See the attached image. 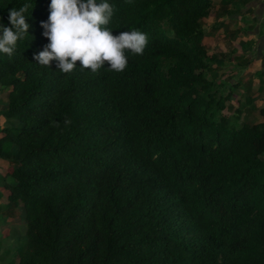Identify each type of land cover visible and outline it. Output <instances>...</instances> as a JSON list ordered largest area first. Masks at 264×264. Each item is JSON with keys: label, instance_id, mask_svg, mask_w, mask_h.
Masks as SVG:
<instances>
[{"label": "trees", "instance_id": "1", "mask_svg": "<svg viewBox=\"0 0 264 264\" xmlns=\"http://www.w3.org/2000/svg\"><path fill=\"white\" fill-rule=\"evenodd\" d=\"M108 2L113 35H148L143 55L120 73L77 62L65 74L34 59L50 0H0L7 27L11 8L31 5L29 35L0 53V216L21 206L25 220L0 260L264 264V105L247 107L256 122L229 116L241 82L223 80L232 55L204 42L212 0Z\"/></svg>", "mask_w": 264, "mask_h": 264}, {"label": "clouds", "instance_id": "2", "mask_svg": "<svg viewBox=\"0 0 264 264\" xmlns=\"http://www.w3.org/2000/svg\"><path fill=\"white\" fill-rule=\"evenodd\" d=\"M130 2V0H129ZM31 5L10 9V27L0 25V53L11 57L17 50L18 41L28 34L29 24L26 13ZM47 22H42L43 35L49 43L34 59L44 67L56 68L61 73L81 71L99 72L104 68L109 72L120 73L128 66V54L143 55L148 45V35L138 29L122 31L113 35L112 23L116 7L108 0H50ZM107 62V67L105 66ZM64 124L71 120L65 118ZM59 126V122H54Z\"/></svg>", "mask_w": 264, "mask_h": 264}, {"label": "crops", "instance_id": "3", "mask_svg": "<svg viewBox=\"0 0 264 264\" xmlns=\"http://www.w3.org/2000/svg\"><path fill=\"white\" fill-rule=\"evenodd\" d=\"M212 3L210 14L202 19V25L207 31L204 42L208 53L219 48L221 53L231 55L238 49L232 59H241L255 50L258 60L256 64H263L264 0H212ZM250 49L251 52L247 53ZM236 79L232 81L237 82Z\"/></svg>", "mask_w": 264, "mask_h": 264}, {"label": "rangeland", "instance_id": "4", "mask_svg": "<svg viewBox=\"0 0 264 264\" xmlns=\"http://www.w3.org/2000/svg\"><path fill=\"white\" fill-rule=\"evenodd\" d=\"M206 23L207 21H205L204 24ZM212 51L213 53H217V55L221 54L219 48H214ZM238 51V49H235L231 55H235L236 53H238ZM250 52L251 49L247 53ZM256 57L257 56L255 54V50L252 54L242 56L241 59L235 57L236 59L234 58L229 61V65H225V67H222L217 72L218 74H225L223 80L232 81L237 78L236 80H238L239 83L241 82V85L237 84L235 86L237 87L239 85L238 90L234 93L235 99H233L232 101L233 111L229 115L231 118H233V120L237 122H256L260 119L255 109H253L252 111H249L247 109V107H250L251 105H255L257 107L264 105V63L256 64L258 61ZM260 69H263V71H260ZM259 72H263V75L260 76ZM244 91L245 94L239 96L243 94ZM246 94H250V97H252L253 101L251 104L242 107L243 112L240 115L239 119H236L235 115H237V113L234 112V108L241 105L243 106L246 99ZM237 98L239 99V101H237ZM5 103L6 92L0 91V109L4 107ZM5 123V118L0 117V126H3ZM9 165V162L0 160V167H2V169H6ZM3 212L4 213H2V216H0V240H2L0 257L3 255L4 249L10 248V246H17L18 244L23 242L25 236V220L22 207L20 206L17 209H13L10 212L11 215H9V213L6 211ZM0 264H5V262L3 260H0Z\"/></svg>", "mask_w": 264, "mask_h": 264}]
</instances>
